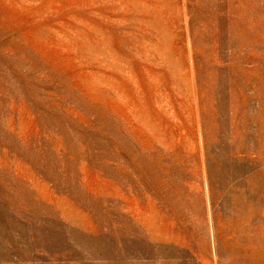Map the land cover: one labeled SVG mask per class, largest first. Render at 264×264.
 Listing matches in <instances>:
<instances>
[{"label":"rangeland","instance_id":"374dc122","mask_svg":"<svg viewBox=\"0 0 264 264\" xmlns=\"http://www.w3.org/2000/svg\"><path fill=\"white\" fill-rule=\"evenodd\" d=\"M0 264H264V0H0Z\"/></svg>","mask_w":264,"mask_h":264}]
</instances>
